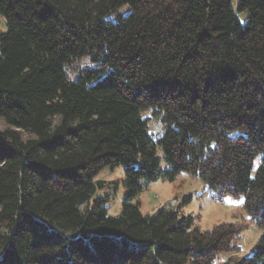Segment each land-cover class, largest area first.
Returning a JSON list of instances; mask_svg holds the SVG:
<instances>
[{
	"label": "trees",
	"instance_id": "16d2710c",
	"mask_svg": "<svg viewBox=\"0 0 264 264\" xmlns=\"http://www.w3.org/2000/svg\"><path fill=\"white\" fill-rule=\"evenodd\" d=\"M0 15V264H264V233L242 256L246 224L201 230L187 195L132 203L186 172L264 232V0H0ZM119 166L111 216L95 176Z\"/></svg>",
	"mask_w": 264,
	"mask_h": 264
},
{
	"label": "rangeland",
	"instance_id": "374dc122",
	"mask_svg": "<svg viewBox=\"0 0 264 264\" xmlns=\"http://www.w3.org/2000/svg\"><path fill=\"white\" fill-rule=\"evenodd\" d=\"M127 10L128 7H125L119 12ZM6 30L7 25L0 15V33ZM144 115L149 116L151 135L155 138L159 137L164 131L159 117L151 115L149 110L144 112ZM123 176V168L120 166L113 170L104 167L95 176V180H103L105 183L103 187L96 188L94 197L108 194L104 207L111 216L120 214L122 201L126 195V189L122 183ZM144 183L146 187L132 200V203L139 202L143 214H153L162 207H175L187 195L189 199L181 207L179 215L194 216L193 224L201 230H209L215 224L222 222L237 225L245 223L246 227L237 239L242 256H247L253 251L256 242L264 233L250 222L248 215L241 207L243 200L241 196H218L198 176L181 172L174 181L159 178Z\"/></svg>",
	"mask_w": 264,
	"mask_h": 264
}]
</instances>
